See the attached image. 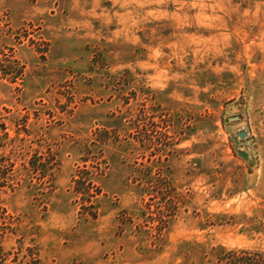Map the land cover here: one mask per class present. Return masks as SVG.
Instances as JSON below:
<instances>
[{"label":"rangeland","instance_id":"374dc122","mask_svg":"<svg viewBox=\"0 0 264 264\" xmlns=\"http://www.w3.org/2000/svg\"><path fill=\"white\" fill-rule=\"evenodd\" d=\"M263 261L264 0H0V264Z\"/></svg>","mask_w":264,"mask_h":264},{"label":"water","instance_id":"95a60500","mask_svg":"<svg viewBox=\"0 0 264 264\" xmlns=\"http://www.w3.org/2000/svg\"><path fill=\"white\" fill-rule=\"evenodd\" d=\"M245 135H246L245 131L240 132V137H245Z\"/></svg>","mask_w":264,"mask_h":264},{"label":"trees","instance_id":"16d2710c","mask_svg":"<svg viewBox=\"0 0 264 264\" xmlns=\"http://www.w3.org/2000/svg\"><path fill=\"white\" fill-rule=\"evenodd\" d=\"M2 129H6V127H5V126H3V127H2ZM248 260H249V259H248ZM246 262H248V261H246ZM249 262H250V261H249ZM263 262H264V261H263ZM245 264H246V263H245Z\"/></svg>","mask_w":264,"mask_h":264}]
</instances>
